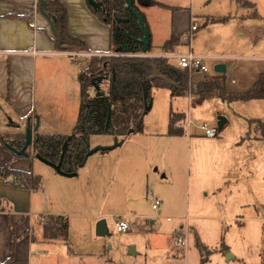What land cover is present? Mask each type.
I'll return each mask as SVG.
<instances>
[{
	"label": "crops",
	"instance_id": "0c3cea01",
	"mask_svg": "<svg viewBox=\"0 0 264 264\" xmlns=\"http://www.w3.org/2000/svg\"><path fill=\"white\" fill-rule=\"evenodd\" d=\"M59 1L67 11L68 33L83 40L88 47V52L81 58L89 62L91 56L116 54L110 52V26L91 13L86 0ZM153 2L154 5L146 4L138 7L144 14L150 31L148 56L161 57L164 54L161 47L172 35L179 37V45L172 52L183 50V46L187 43L190 22L192 19L197 20L193 16L192 0H153ZM248 2L254 7L247 9L237 4L235 0H228L217 14L202 17L200 23L197 20L201 27L200 35L196 31L190 41L192 50L199 55L223 57L225 72H227V63H231L230 80H224L225 90L229 94L248 91L256 83L259 75L264 73V41L260 33L262 32L260 25L264 27V15L258 11L259 2H263L262 0H248ZM252 13L256 14L255 18L250 16ZM223 17L228 18L224 23L211 21ZM213 52L223 54L214 55ZM67 56V53L56 49L49 23L39 13L37 0H0V111L7 117V121L16 124L17 133H24L27 119L31 120L32 125L36 119L39 121L36 133L40 135L65 133L56 131L61 127L60 121L54 123L46 121L42 115L37 116L35 106L44 105V100L41 97L38 101L35 94L38 73L47 72L51 67H58ZM154 90L155 96L157 92H162L160 96L169 95L171 101L180 98L171 97L167 89L154 88L152 105H154ZM240 103L259 109L256 118H244L243 124L246 125L240 130L239 135L226 138L219 134L209 139L216 149L223 147L224 151L222 148L219 153L217 150L197 155V159L210 161L214 171L218 172L217 167L226 159L225 151L233 152L235 157L231 158L226 173L218 177L215 188L220 186L221 190L222 185L229 184L232 180L241 183L243 186L235 195L236 209L241 214L247 212L250 215L247 219L236 218L237 225L240 226L237 229L241 228L243 231L245 228L244 235L240 237L241 244L235 243V246L225 237L224 245L229 251L213 253L220 256L221 264H247V256L250 251L253 254L255 248L254 224L259 225L264 222V138L260 132L250 133L255 125L251 121H259L264 125V99ZM151 110L152 106L143 118L142 133L133 134L125 139L119 150L89 157L87 164L77 170L75 177L67 178L49 172L50 188L47 193L45 190L42 191L41 187L37 191H31L13 187L9 184V179L0 180L1 188L8 191L6 195L0 196V264H132L128 258L138 255L136 252L138 246L136 248L133 246L135 254L126 251L128 246L127 248L121 246L117 258V250L112 252V247H106L104 241L96 245L85 242V245L80 247L71 240L74 223L83 226L90 236L91 230H95L96 223L103 218L106 224L107 219L114 221V217L128 221L131 227L127 231L128 234L142 235L145 239L148 238L152 245L160 244L161 239L171 237L173 247V240L177 235L186 238V246L191 235L194 237L192 241L195 238L199 242L202 240L198 224H188L192 219L187 214L185 219L183 216L176 217L177 224L169 225L167 230L162 229L159 221L172 222L166 220L170 218L167 216L168 208L160 209L165 197L166 200L168 199L163 194H159L161 204L157 210L152 209L151 202L146 213L139 212L142 201L149 196L150 180L160 186L164 184L168 187L172 186V180L165 171L161 176H157L152 170L162 158L153 147L159 141L168 140L170 143L180 137L167 136L169 111L164 126L160 125V129L157 130V127L147 120ZM172 113L182 115L183 120L191 119L196 122L190 117L189 111L187 117L184 112ZM228 123L229 120L226 119L222 129H219L221 134ZM189 134L190 138L201 137L197 131L192 134V129L189 130ZM105 143L102 146L110 144V142ZM13 162L11 160V168ZM141 182H146L145 184L148 185L143 193L140 192ZM231 195L230 193L229 196ZM106 203H108L107 212H88L89 209L102 207ZM50 216L67 218L68 235L65 240L44 238L43 221ZM244 219L250 223L248 227L244 226ZM225 235H228V228L225 230ZM234 247L237 252L229 253ZM186 248L183 251L185 256ZM213 249L219 248L216 246ZM261 262L264 260L260 259L258 264Z\"/></svg>",
	"mask_w": 264,
	"mask_h": 264
},
{
	"label": "rangeland",
	"instance_id": "374dc122",
	"mask_svg": "<svg viewBox=\"0 0 264 264\" xmlns=\"http://www.w3.org/2000/svg\"><path fill=\"white\" fill-rule=\"evenodd\" d=\"M132 2V6L135 7L140 15H143L141 17L143 18L145 27L147 28L150 35L145 16L138 9V7L146 5L145 3L147 0H133ZM226 2H228V0H192L193 16H195L200 23L202 17L210 16L211 14H217L220 12L221 8L224 6V4H226ZM262 2L263 3L259 2L258 11L260 14L264 15V0H262ZM250 16L252 17L253 13ZM194 20L197 21L196 19ZM260 27L262 31L260 33H262V40L264 41V27L262 28L261 25ZM197 31V34H199L201 31L200 26ZM187 50V47L183 46V50L178 49L177 52L185 53ZM193 52L196 53L194 50ZM212 54L221 55L223 53L213 52ZM249 55H252V53H249ZM221 63L224 64V62L220 60L208 62L210 72L206 77V80H210L212 78L210 76L214 77L217 75L213 72V67L214 65ZM88 65L89 62H87V59L85 58L79 57L73 60V58L67 56L66 60H62L58 64V67H51L47 72L43 73V71H40V73H38L36 79L35 95L38 101L41 97L43 98L44 105H36L35 112L37 116L42 115L46 121H53L54 123L55 121H60L61 127L57 128L56 131L65 132L63 135L62 133H54L47 134V136H69L72 133L80 106V84L77 77L80 72L84 71L88 67ZM230 71L231 63H227V72L222 74L224 80H230ZM189 78L193 87L199 81H202V79L204 80V78L198 74H189ZM87 93L89 97L94 96V90L91 87L88 88ZM154 93L155 90L153 91L154 105H152V110L149 113L147 120L150 121L153 126L157 127V130L160 129V125H162V127L164 126L165 117L168 111L184 112L186 113V117L188 116L187 112L189 111L190 117L195 120V123L197 124L206 122L210 126L218 127V117H224L225 119L229 120V123L226 124L222 130V134L221 130H219L218 135L220 134L226 136V138H230L233 135H239L240 130L244 129L243 127L246 125L243 124L245 123L244 118H256L255 116L259 112V109L252 108V106L250 107L249 105H244L243 103L241 104L240 102L227 103L219 101L220 99L203 101L197 96L191 95V97L190 91H188L184 97H180L172 101L170 100L169 95L163 97L160 96L162 92H157V95L155 96ZM7 120V117H5L0 111V133L2 131H6L5 133L2 132L1 134L5 136L8 141L23 143L24 133H17L16 124ZM181 121L183 122L184 120L182 119ZM181 121L179 120V122ZM253 127L254 129L252 128L250 131L251 134H258L259 132L261 133L264 131V125L261 123L255 124ZM178 130L182 131V137L180 136L170 143L168 140L159 141V143L153 147L154 151L160 154L162 158L158 160V164L155 165L152 170L157 176H161L165 171V174H168L169 179L172 180V186L168 187L166 184L160 186V184H154L150 180L148 189L149 196L144 198V201L146 200V202L142 201L139 212L146 213L150 208L151 202L153 203V199H158L160 201L159 197L161 196H159V194H163L164 196H167L168 199L166 200L165 197V201H163L164 206L162 204L160 209L167 207V216L170 217L169 221L172 220L170 223L166 221H159L163 230H167L169 225L177 224L178 221L176 220V217L183 216V219H185L187 214L192 219L188 221V224H198L202 237L200 242L208 247L210 251L216 252L217 249L213 248L216 246L219 248L221 241H223L225 244V237L227 240L233 242V244L239 243L241 240L240 237L244 235L243 233L245 232V228L243 231H241V228L237 229L240 226L237 225L238 219L236 218L242 217L247 219L250 216L247 212L241 214L236 209L235 195L238 189L242 188L243 185L239 182H236V180H232L234 182L231 181L229 184L227 183L222 185L221 190L219 189L220 186L215 188L218 177L223 176L224 173H226V167L229 165L231 158L235 157V155L231 150L225 151L226 159H224L222 164L217 167L218 172H215L212 164H210V161L197 159V155L215 152L217 150L219 153L220 149L223 147L216 149L214 143H212V141H210L208 138H204L202 136L190 138L189 135H191V133L189 134L188 131L186 132V130L183 131L182 129ZM129 131L124 137H112L109 135L91 136L87 144L91 148L98 145L102 146L103 144H106L105 142H110L109 145H111L113 144L114 138H117L118 141H124L131 135L137 134L133 132L129 133ZM194 131L196 130L192 129V134ZM120 147L110 151H98L93 155L109 153L111 151L119 150ZM27 153L29 157L19 158L0 147V168L6 163H9L11 168V160L14 161L12 163L13 169L30 172L34 176H40V187L42 191L45 190L47 193L50 188V178L48 173H54V170L34 158L35 153L33 152L32 147L27 149ZM87 160L83 167L87 164ZM79 169L80 167L78 166L77 170ZM8 179L10 180L12 178L10 177L6 180ZM145 183L146 182L140 183V192L142 193L145 187H148V185ZM217 189H219V191ZM7 193L8 191H6L5 188H1L0 186V196H2L1 194L6 195ZM230 193L232 194L231 196H229ZM107 205L108 203L102 207L98 206L91 208L88 212H107ZM243 221L244 226L248 227V225H250L248 220L244 219ZM257 225L258 224H254L255 227L253 229L255 234V248H253L254 252L252 254L250 251L249 256H247V264H258L260 263V259L264 260V222L258 226ZM107 228L108 235L103 236L104 238H102L96 236L95 230H91V235L89 236L83 226L80 227L79 224L74 223L72 225L71 240L75 245L80 247H83L85 242H90L91 245H96V243L104 241L106 247H112V252L117 250V258H119V253L122 249L121 246L124 248H127L128 246L129 248L126 250L127 252L131 247L135 246L136 248L138 246V250H136L138 255H132L128 258L132 264H200V257L194 246L196 238L194 241H192V238H194L192 235L189 237L190 241L188 246H186L187 248L185 256L183 252L185 248L178 249L175 248L174 245L173 247L171 246V237L161 239L160 244L157 242L158 244L152 245L148 241L149 239H145V237L142 235H130L128 234L129 232L116 233L114 221L111 219H107ZM227 228L228 235H225V230ZM126 234H128V236H125ZM251 249L252 248H250V250ZM236 252L237 249L234 247V249H232L229 253ZM219 257L220 256L217 254H212L205 264H221L219 262ZM261 264H264V262H261Z\"/></svg>",
	"mask_w": 264,
	"mask_h": 264
},
{
	"label": "trees",
	"instance_id": "16d2710c",
	"mask_svg": "<svg viewBox=\"0 0 264 264\" xmlns=\"http://www.w3.org/2000/svg\"><path fill=\"white\" fill-rule=\"evenodd\" d=\"M40 1L45 2L44 10L49 17H54V26L59 39L57 41L56 37L53 36L56 49L65 53L88 52L83 40L68 33L67 11L62 3L59 0H37L38 3ZM95 1L102 2L105 11L93 10L87 4L88 8L101 22L110 26V52L116 53L114 55L117 56H91L88 67L78 74L80 106L74 129L69 136H47L38 133L33 135V152L52 163L58 162L61 148L68 137L70 138L61 166L63 172H77V168L86 153L85 142H88L91 136L124 137L129 130H132L133 133H142L143 118L151 109L152 90L154 88L169 90L171 97H183L190 91L192 96H197L200 99L218 98L227 103L264 99V73L259 75L256 83L248 91L229 94L224 87L223 75H216L210 80L202 79L193 87L187 71L168 64L167 60L161 57L139 56L141 55L140 46L126 37L128 34L134 38H141L142 32L136 20L132 16H130L127 23H117L114 20L115 18H125V1ZM235 1L247 9L254 7L246 0ZM145 4L154 5L155 3L153 0H147ZM141 16L143 15L141 14ZM252 17L255 18L256 14L253 13ZM227 20V17H223L214 18L211 21L213 23H224ZM115 34L119 36L115 38ZM178 45L179 37L172 35L162 45L161 49L165 54L172 52ZM123 48H126V52H123ZM154 70L164 80L150 79ZM98 79H100L99 89L94 90V96L89 97L87 90L91 87V83L96 82ZM109 107L110 119L107 129H105ZM181 119H183L182 115H175L170 112L167 136H182V131L174 128L175 122ZM251 123L260 124L259 121H251ZM261 136L264 138V131L261 132ZM4 143L16 149H20L23 145L21 142L8 141L0 133V147L7 150ZM10 177L12 179L9 180V184L13 187L31 191H37L40 188V176L12 169L9 163H6L0 168V180H6ZM67 235V218L50 216L43 221V236L46 240L58 238L65 240ZM195 247L199 252L200 264H205L215 252L203 246L197 239ZM228 251V247L221 241L217 252L226 253Z\"/></svg>",
	"mask_w": 264,
	"mask_h": 264
},
{
	"label": "water",
	"instance_id": "95a60500",
	"mask_svg": "<svg viewBox=\"0 0 264 264\" xmlns=\"http://www.w3.org/2000/svg\"><path fill=\"white\" fill-rule=\"evenodd\" d=\"M87 4L96 11H101L104 12L105 9L102 5V2H97L95 0H86ZM125 1V10H126V16L125 18H115V22L117 23H127L130 20V16H132L134 19H136L137 24L139 26L140 31L142 32V36L141 38H134L132 36H129L128 34L126 35V37L132 41L133 43L137 44L140 46V51L142 55H147L148 51H149V45H150V35L145 27L143 18L141 17V15L139 14V12L132 6V0H124ZM44 1H40L38 3V10L39 13L48 21L51 32L53 34L54 37H56L57 41H59L58 39V35L57 32L55 30V26H54V17H49V15L45 12L44 10ZM108 15V14H106ZM119 35L115 34L114 37L117 38ZM123 52H126V48L122 49ZM226 71V67L224 64H217L213 67V72L217 75H222L224 74ZM161 79L164 80L163 77L159 76L157 74V72L154 70L153 75L150 77V79ZM100 83V79H98L96 82H92L91 83V88L95 91H97L99 89V84ZM109 119H110V107L108 110V114H107V119H106V125H105V129H107L108 124H109ZM218 129H222L223 125L226 123V119L224 117H218ZM39 127V121L36 119L34 122V125L31 124V120L27 119L26 123H25V131H24V141H23V145L20 149H16L14 147L9 146L7 143H4V146L6 147V149L11 152L12 154H14L16 157H24L26 158L28 156L27 153V149L32 147V142H33V135L34 133L37 132ZM132 130L129 131V133H131ZM70 138L68 137L67 141L64 142L62 148H61V152H60V156H59V160L57 163H52L47 161L46 159H43L42 157H40L37 154H34V158L37 159L38 161H40L41 163L47 165L48 167L52 168L54 170L55 173H57L60 176L63 177H67V178H73L76 176V172L73 173H65L62 171L61 166H62V162L63 159L65 157V154L67 152V148H68V140ZM123 141H118L117 138H114L113 144L112 145H107V146H95V147H90L87 142H85V147H86V153L83 157V160L81 162V164L79 165V167H83V165L85 164L86 160L88 157H90L91 155H93L94 153L98 152V151H110V150H114L117 147H120L122 145ZM95 234L98 237H103L108 235V228H107V224L106 221L104 219L99 220L96 223L95 226ZM130 254H135L134 248L131 247L129 250ZM229 255V254H228Z\"/></svg>",
	"mask_w": 264,
	"mask_h": 264
},
{
	"label": "built area",
	"instance_id": "2783aa9c",
	"mask_svg": "<svg viewBox=\"0 0 264 264\" xmlns=\"http://www.w3.org/2000/svg\"><path fill=\"white\" fill-rule=\"evenodd\" d=\"M198 28H199V24L194 19H192L190 22L189 30H188L187 43L185 45L188 49L187 52L185 53H180V52L165 53L161 55V58L166 59L168 64L175 66L178 69L187 71L188 74L190 75L198 74V75H201L204 79H206V77L208 76L210 72V69L208 67V62L219 61V60L222 61L224 58L223 57H207L205 55H199L193 52L190 46V41L192 39L193 33H195L198 30ZM67 55L73 58V60L84 56V54L77 53V52H69L67 53ZM130 56H134V55H130ZM139 56L150 57L148 56V54L147 55L141 54ZM174 128L182 129L183 131L186 130V132L187 131L189 132V130L192 128L196 130L202 137L208 138V139L217 137L219 133L218 127L210 126L206 122L197 124L191 119H184L183 122L177 121L174 124ZM160 204H161V201H159L158 199H154L151 207L153 210H157L160 207ZM167 220L169 221V218ZM114 225H115L116 233H124V232L129 231L131 228L130 225L124 220H122L120 217H114ZM186 244H187V241L183 235H177L174 238L173 245L175 248L184 249L186 247Z\"/></svg>",
	"mask_w": 264,
	"mask_h": 264
},
{
	"label": "flooded vegetation",
	"instance_id": "af4514ba",
	"mask_svg": "<svg viewBox=\"0 0 264 264\" xmlns=\"http://www.w3.org/2000/svg\"><path fill=\"white\" fill-rule=\"evenodd\" d=\"M126 15V14H125Z\"/></svg>",
	"mask_w": 264,
	"mask_h": 264
}]
</instances>
